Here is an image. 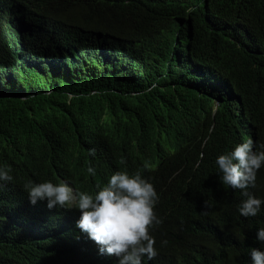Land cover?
<instances>
[{
	"label": "trees",
	"instance_id": "obj_1",
	"mask_svg": "<svg viewBox=\"0 0 264 264\" xmlns=\"http://www.w3.org/2000/svg\"><path fill=\"white\" fill-rule=\"evenodd\" d=\"M247 139L264 145V0H0V166L14 176L0 264H115L67 243L66 212L24 190L70 177L88 191L78 160L107 154L103 170L147 164L172 182L156 206L174 216L164 262L148 264H246L264 208L241 216L242 191L207 178ZM190 178L201 199L183 195ZM249 192L264 198V168Z\"/></svg>",
	"mask_w": 264,
	"mask_h": 264
},
{
	"label": "clouds",
	"instance_id": "obj_2",
	"mask_svg": "<svg viewBox=\"0 0 264 264\" xmlns=\"http://www.w3.org/2000/svg\"><path fill=\"white\" fill-rule=\"evenodd\" d=\"M262 148L264 145H254L252 139L233 145L232 151L219 155L215 161L219 168L216 181L210 176L207 178L213 187L242 191L246 199L239 206V212L243 217H255L264 208V198L249 192V188L256 186L257 173L264 168ZM114 157L113 154L102 156L103 166H99L98 160L96 165L89 157L78 160L82 163L79 174L90 181L88 191L77 189L74 185L78 183L70 177L41 183L29 181L24 190L32 204L46 200L50 209L61 208L66 212L65 237L72 247H87L105 263H163L159 235L168 231L174 216L166 212L161 220L156 206L159 194L172 182L146 177L147 164L139 165L134 171L116 170L115 164L103 170ZM11 171L0 166V183L14 181ZM186 194L201 199L199 178L189 179L183 191ZM256 238L262 247L251 248V261L247 260L246 264H264V226H260Z\"/></svg>",
	"mask_w": 264,
	"mask_h": 264
},
{
	"label": "bare ground",
	"instance_id": "obj_3",
	"mask_svg": "<svg viewBox=\"0 0 264 264\" xmlns=\"http://www.w3.org/2000/svg\"><path fill=\"white\" fill-rule=\"evenodd\" d=\"M167 173V172H166Z\"/></svg>",
	"mask_w": 264,
	"mask_h": 264
}]
</instances>
